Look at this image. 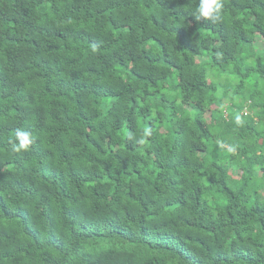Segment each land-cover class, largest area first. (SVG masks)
Masks as SVG:
<instances>
[{
    "label": "trees",
    "instance_id": "1",
    "mask_svg": "<svg viewBox=\"0 0 264 264\" xmlns=\"http://www.w3.org/2000/svg\"><path fill=\"white\" fill-rule=\"evenodd\" d=\"M198 2L0 0V264H264V0Z\"/></svg>",
    "mask_w": 264,
    "mask_h": 264
},
{
    "label": "rangeland",
    "instance_id": "2",
    "mask_svg": "<svg viewBox=\"0 0 264 264\" xmlns=\"http://www.w3.org/2000/svg\"><path fill=\"white\" fill-rule=\"evenodd\" d=\"M205 68L207 71L208 80L214 83L217 87L215 91V95L218 98H221L224 105L228 104L231 99L233 103H235L237 106L241 107V105H243L244 106L243 111L248 110L249 113H251V115H255V113H257L258 110L256 108H250L248 103H245V99H247L248 97L247 93L245 92H242V94L233 93V87L237 83L238 81L237 79L233 78V76L228 74L227 72H221L216 70L215 67L209 66V64H205ZM254 88L255 87L252 86H246L245 89L246 92H249ZM262 100L264 101V96H262ZM236 109L238 108L236 107ZM263 129H264V119H262V121L259 122L258 124V130L260 131V133L264 131Z\"/></svg>",
    "mask_w": 264,
    "mask_h": 264
},
{
    "label": "clouds",
    "instance_id": "3",
    "mask_svg": "<svg viewBox=\"0 0 264 264\" xmlns=\"http://www.w3.org/2000/svg\"><path fill=\"white\" fill-rule=\"evenodd\" d=\"M222 7V0H199L194 13V18L197 21L203 19L212 23L219 22L222 18ZM237 120H239V117H237ZM145 134H148L147 129L145 130ZM16 141L17 142L12 144V148L16 152L27 150L33 142L30 133L24 130H17Z\"/></svg>",
    "mask_w": 264,
    "mask_h": 264
}]
</instances>
